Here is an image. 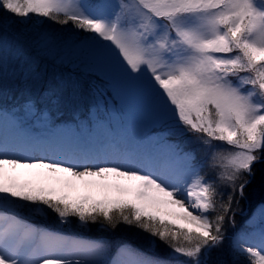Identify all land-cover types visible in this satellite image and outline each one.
Wrapping results in <instances>:
<instances>
[{
	"label": "snow or ice",
	"instance_id": "obj_1",
	"mask_svg": "<svg viewBox=\"0 0 264 264\" xmlns=\"http://www.w3.org/2000/svg\"><path fill=\"white\" fill-rule=\"evenodd\" d=\"M39 18L71 24L72 46L144 87L167 134L190 135L205 159L164 135L146 146L99 119L55 133L51 156H27L36 138L18 112L36 116L37 105L0 107V264H170L128 243L109 259V242L69 230L94 224L136 227L187 258L180 264H219L211 256L226 241L247 264H264V209L252 231L227 235L264 164V0H0V32L28 39L20 26ZM31 39L53 52L47 34ZM22 169L39 179L20 182ZM77 182L103 198H73Z\"/></svg>",
	"mask_w": 264,
	"mask_h": 264
},
{
	"label": "rangeland",
	"instance_id": "obj_2",
	"mask_svg": "<svg viewBox=\"0 0 264 264\" xmlns=\"http://www.w3.org/2000/svg\"><path fill=\"white\" fill-rule=\"evenodd\" d=\"M75 31L77 30L72 29L71 24L59 25L44 18V21H40L38 24L30 27L28 32L31 36L28 37V39L17 38L9 32H0V71L8 72L12 70V65L15 64L14 67L20 66L17 68L18 72H25L26 75L40 74L38 70L48 66L45 64V61L53 64L50 66L51 68H58L59 66L61 68L65 67L64 69L68 71L66 76L70 81L75 83L73 84L69 81L72 87L71 94L74 95L75 101H73L74 106L72 107L74 113L65 114L68 119L76 118L75 120L85 122L82 118L85 119L86 115H90L91 120H97L100 118L98 116L99 114L109 113V117L118 122V127H122V124L126 125L129 122L131 128L136 132L134 136L136 138L146 137L148 133H152V137L148 138L150 140L148 143L151 144L154 138L159 135H164L170 140L177 141L187 151L197 150L196 155L199 163L205 159L203 151L198 150L200 147L199 145L188 143L190 135L180 137L167 134L165 126L158 119L152 97L144 87L137 82L128 81L115 71L107 61L98 59L93 53L87 50H78L74 48L72 46V41L74 39L72 33ZM42 34H47L52 41L53 52L50 55L42 53L31 39ZM80 35L83 36L84 34L80 33ZM45 56L48 58L44 59ZM5 57H7L6 62L3 61ZM68 67L70 71L72 69L71 72L67 69ZM41 71L45 74L46 68ZM65 85L67 84L65 83ZM100 91L106 95L104 99L101 97L102 93ZM58 108L59 111L62 109L60 107ZM31 117L34 118L35 116ZM49 118V111H45L40 115L39 120L49 123ZM121 118H125V120H120ZM107 119L108 117L102 120L107 124ZM72 122H74V120L66 122L69 126L67 125L64 129H74L75 125ZM215 143L222 144L223 142L216 141ZM225 147L231 148V146L228 145H225ZM31 176L36 177L30 175V173L27 179L21 176L22 182L34 181ZM77 183L79 184L78 189L71 191L73 198L86 194H92L96 198L103 197L99 190L86 191L82 182ZM262 209H264V207L257 208L256 214L258 217L255 216L256 222L259 221ZM240 212L241 208L237 211V214H240ZM243 212H245V210ZM21 214L26 216L29 215L26 209L22 210ZM31 219L54 230L63 228V226L57 224L55 217H50L43 221L36 217H31ZM72 219L75 220V218ZM119 228H121V230L117 228L115 230H105L101 229L99 224H94L93 226L89 225L85 228V233L95 232L94 234L114 237L118 230L126 234L128 238H131V241L138 242L149 250L154 249L149 241L155 238H150L148 234L136 227L128 225L125 227V225L122 224ZM77 229H79V227H72L69 230L71 232H80V230ZM230 229H232V227L228 230ZM232 231H234V228ZM156 244L162 256L173 258L171 249L167 244L159 240L156 241ZM180 257L182 256L176 254L175 259H181ZM233 260H239V264H247L246 257L243 255H235V257L233 256Z\"/></svg>",
	"mask_w": 264,
	"mask_h": 264
},
{
	"label": "trees",
	"instance_id": "obj_3",
	"mask_svg": "<svg viewBox=\"0 0 264 264\" xmlns=\"http://www.w3.org/2000/svg\"><path fill=\"white\" fill-rule=\"evenodd\" d=\"M40 21H44V18H39L36 23L31 24V25H27V24L21 25L20 30L22 32H28L31 26L38 24ZM46 58H48V57L45 56L44 59H46ZM45 64L50 66L52 63L45 61ZM68 69L70 70L69 67H68ZM51 77H52L51 74L50 75L45 74L43 76H40L36 80H32L29 82L33 86H38L44 80H47ZM23 78H25V77H23ZM43 88H45V84L43 85ZM102 96H103V98L106 97V95H104V94H102ZM255 169H256L255 178L252 180V183L249 184L248 187L245 189L246 198L240 201V208H242V209L247 205L254 206L258 202L261 203V202H263L261 200L264 199V196H263L264 195V164L255 165ZM91 226H93V225H91ZM77 230H80L81 232H85V228H79ZM123 235L127 236L126 234H123ZM212 254H213L211 257L212 261L219 262V264H233V262H234L233 256L235 257V255L233 254V252L231 251V249L228 247V245L226 243H225L223 248L215 250ZM238 262H239V260H238Z\"/></svg>",
	"mask_w": 264,
	"mask_h": 264
},
{
	"label": "bare ground",
	"instance_id": "obj_4",
	"mask_svg": "<svg viewBox=\"0 0 264 264\" xmlns=\"http://www.w3.org/2000/svg\"><path fill=\"white\" fill-rule=\"evenodd\" d=\"M31 134H32L33 137H36L37 136L35 130L33 132H31ZM41 140L45 141V144L46 145H49V146L52 145V143L54 141V139L52 137L41 138ZM29 173H30V175L36 176V177H32L31 176L34 180L39 179V177H37V175L35 174V172L33 170L22 169V170H19V173H18V177H19L18 179H19V181L22 182V178L27 179V176H28ZM21 176H22V178H21ZM85 190L86 191H94V190H99V189H90V188L85 187ZM185 204H188V200L187 199H185Z\"/></svg>",
	"mask_w": 264,
	"mask_h": 264
}]
</instances>
